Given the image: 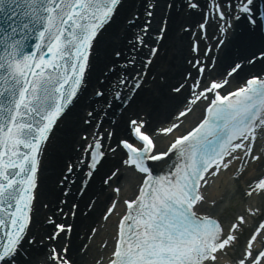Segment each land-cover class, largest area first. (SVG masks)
Segmentation results:
<instances>
[{
  "label": "snow or ice",
  "instance_id": "1",
  "mask_svg": "<svg viewBox=\"0 0 264 264\" xmlns=\"http://www.w3.org/2000/svg\"><path fill=\"white\" fill-rule=\"evenodd\" d=\"M8 5H15L22 16L30 17L26 24L14 29L15 38L8 42L5 55L0 56V228L6 230L7 237L6 243L0 242V264H18L23 254L22 243L32 222L34 190L39 183L44 146L57 118L85 84L95 38L112 21L121 0H0V11ZM187 6L202 13L195 31H192L193 25L186 28L190 33L191 56L186 62L192 70L186 71L171 88L173 94H179L187 85L186 106L177 111L174 122L154 132L147 130V120L131 119L130 134L140 146L128 138H121L116 145L126 149L122 165L138 171L143 180L138 194L124 201L126 211L119 220L114 251L107 264H220L221 254H228L229 249L236 247L237 233L245 216H237L226 230L215 217L198 213L197 206L205 201L202 185H207L208 177L218 174L221 167L228 169L233 160L242 157L264 160V148L257 150L255 147L258 136H264V74L252 75L240 87L224 91L227 76L245 62L240 60L226 77L204 83L206 68L215 66V57L208 61V53L212 51V44L207 42L210 22L214 21L218 30L226 34L233 21L241 18L252 26L258 21L264 23V8L255 7L254 0H187ZM146 15L150 17L151 12L146 10ZM139 16V11L134 12L126 23L131 24ZM34 23L39 25L36 47L43 44L49 55H44L43 51L38 55L25 52L27 35H15L16 31L23 32ZM163 27H167L166 21ZM148 29L149 23H144L133 34V39L143 45ZM157 35L163 39V28ZM153 43L155 46L150 48L151 55L143 65V74H136L132 91L140 88L147 65L152 63L160 47L158 42ZM223 43L219 40L216 47ZM113 55L120 58L121 51L114 49ZM68 57L72 58L71 63ZM258 58L264 59V50L253 55L251 61ZM123 64L134 65L135 60L125 57ZM126 80L121 73L114 83L123 85ZM69 84L70 87H65ZM104 93L103 85L98 84L94 95L102 97ZM200 101H207L202 119L190 130L175 135L174 130L182 124L179 117L190 114ZM86 115L89 119L84 120L85 125L91 123L93 112L87 111ZM93 127L99 128V124ZM160 133L174 136L166 150L157 148L155 137ZM112 135L111 131H82L86 142L91 138L87 151L80 157L91 159L89 176L105 157L100 137ZM173 150L181 157L175 172L166 176L153 175L148 161L162 159ZM77 163V160L66 162V172L72 173ZM120 171L119 167L113 168L105 183H110ZM112 191L115 198L105 208L104 220L116 214L120 200V186ZM253 191L264 194V178L247 189L248 194ZM92 207V203L87 205L89 209ZM76 208L73 204L65 212L58 207L56 214L46 220L52 225L50 235L45 237L49 264H74L69 257V244L61 242V237L70 239L73 224L59 222V218L75 217ZM247 211L255 212L256 209L249 207ZM91 231L96 232V228ZM262 231L264 221L250 234L234 264H264V246L254 247L257 234ZM36 240L35 235L30 237L31 242ZM223 264L233 262L224 261Z\"/></svg>",
  "mask_w": 264,
  "mask_h": 264
},
{
  "label": "bare ground",
  "instance_id": "2",
  "mask_svg": "<svg viewBox=\"0 0 264 264\" xmlns=\"http://www.w3.org/2000/svg\"><path fill=\"white\" fill-rule=\"evenodd\" d=\"M155 4L149 9L148 4ZM146 10L151 16L146 15ZM139 11L140 17L131 24L126 23L132 18L134 12ZM202 13L192 10L187 6V0H121L112 21L107 25L105 33L98 34L95 39L93 52L90 58V68L87 71V79L84 88L77 98L69 104L66 113L55 124L50 132V138L44 146L39 166V183L35 189L36 197L32 207V222L29 227L30 237L35 235L36 242L28 239L26 249L18 258V264H49L48 241L52 225L46 223L50 216L56 214L59 207L68 212L73 204L77 205L75 217L69 215L60 217L59 222L73 224L70 239L61 237V242L69 244V257L74 264H105L112 256L114 243L117 236L119 217L124 212L125 199L133 197L138 192L140 174L131 167L122 165L121 161L126 153L121 147H116V138L130 134L129 121L132 119H145L147 128L153 131L158 127H166L174 122L177 111L185 105L188 95L187 85L179 94H173L171 88L178 80H181L186 71L192 70L186 62L191 59L189 52L190 33L187 25H193L201 19ZM149 20V22H147ZM166 21L165 35L159 43L152 64L135 95L129 99L131 92L129 82L136 79V74H143L141 60L147 55V47L155 45L157 36ZM144 23H149L146 38L143 45L133 39V34L142 28ZM241 18L233 21L227 32L219 31L214 21L208 27V43L212 44V51L208 53V61L215 57V66L206 68L204 83L208 79H220L226 77L230 69L227 66L236 62L245 61L241 67L231 76H227L228 89L232 91L239 86L244 78L242 75L260 69L264 71V59L251 61L255 55V49L264 47V35L261 33L257 22L256 26L246 24ZM103 28V30L105 29ZM103 32V31H102ZM199 35V33H197ZM219 40L224 43L216 47ZM204 42H201L203 51ZM121 51V57L116 58L113 50ZM264 50V49H263ZM150 52V51H149ZM151 53V52H150ZM254 53V54H253ZM135 60L134 65H124L125 57ZM116 67L113 68L112 65ZM123 74L127 80L123 85L114 83L118 75ZM193 75L195 72L193 71ZM98 84L105 89L104 96L97 97L94 91ZM120 96L116 97L115 93ZM129 99L128 104L122 102ZM206 102L200 101L193 106L190 114L179 117L181 126L174 130L175 135L182 134L197 121L200 110ZM92 111L91 123L85 125L88 119L86 112ZM139 116V118H138ZM100 119L101 121L99 122ZM99 124V128L93 126ZM87 130L90 133L114 132L113 136L100 137L106 152L100 166L94 171L88 186L80 194L81 184L79 179L84 176L82 170L86 168L81 153L85 152L86 139L79 132ZM157 148L161 149L174 138L173 134H157ZM255 147L257 150L264 148V136H258ZM115 149L114 151L110 149ZM77 160L72 173H65V164L68 161ZM119 167L120 173L116 178L106 184L105 178L110 171ZM239 173V174H237ZM66 174V178L63 175ZM264 178V160L252 161L250 157H242L233 160L228 169L221 167V171L208 177V184L202 185V193L205 201L198 205L199 213H207L218 219L225 229L235 222L239 215L245 216V221L240 225L237 233V245L229 249L228 254H221L220 264L231 261L234 264L250 234L264 221V194L253 191L248 194L247 189L254 187V182ZM64 183L61 184L60 181ZM120 186V200L117 203L116 214L102 219L105 208L115 198L112 189ZM67 192H64V190ZM215 201V203H211ZM89 203L92 208H87ZM249 207L255 208V212H248ZM34 213V214H33ZM96 228V232L91 229ZM264 231L257 234L254 247L264 241ZM43 241V243H40ZM106 242V243H105ZM264 246V245H263Z\"/></svg>",
  "mask_w": 264,
  "mask_h": 264
},
{
  "label": "water",
  "instance_id": "3",
  "mask_svg": "<svg viewBox=\"0 0 264 264\" xmlns=\"http://www.w3.org/2000/svg\"><path fill=\"white\" fill-rule=\"evenodd\" d=\"M16 13H18V11H16ZM14 20H16L14 23L16 24V22H18L19 21V19H15L14 18ZM2 21V22H1ZM0 21V32H1V34L4 36L5 35V32H4V30H3V25H4V23H5V21L4 20H1ZM13 23V24H14ZM11 26V25H10ZM19 36V35H18ZM10 40H9V38L8 39H6V44L8 45V42H9ZM32 52H34V50H32ZM91 58V57H90ZM84 88V85H82V87L80 88V90H79V92H78V94L82 91V89ZM78 94H77V96H78ZM77 96L74 98V99H76L77 98ZM73 99V100H74ZM68 109V108H67ZM67 109H65V112L64 113H62L61 114V117H59V119H61L63 116H65L64 114L66 113V110ZM59 121V120H58ZM57 121V122H58ZM33 207V206H32Z\"/></svg>",
  "mask_w": 264,
  "mask_h": 264
},
{
  "label": "rangeland",
  "instance_id": "4",
  "mask_svg": "<svg viewBox=\"0 0 264 264\" xmlns=\"http://www.w3.org/2000/svg\"><path fill=\"white\" fill-rule=\"evenodd\" d=\"M260 48H261V47H260ZM260 48H258V49H255V52L259 51V50H260ZM79 134H80V132H79Z\"/></svg>",
  "mask_w": 264,
  "mask_h": 264
}]
</instances>
